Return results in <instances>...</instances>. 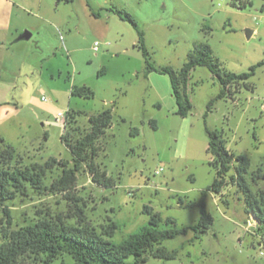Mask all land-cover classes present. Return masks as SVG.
Returning <instances> with one entry per match:
<instances>
[{
  "label": "rangeland",
  "instance_id": "rangeland-1",
  "mask_svg": "<svg viewBox=\"0 0 264 264\" xmlns=\"http://www.w3.org/2000/svg\"><path fill=\"white\" fill-rule=\"evenodd\" d=\"M24 33L30 37L19 39ZM139 33L147 54L135 46ZM197 45H206L227 72L263 64L245 81L248 87L231 89L232 99H215L218 81L197 66L186 91L191 110L182 117L169 76L157 70L179 72ZM82 86L91 98L71 95ZM106 108L112 124L98 141L95 162L112 185H97L83 166L70 193L52 191L50 182L61 174L56 166L45 190L28 189L5 202L10 229L57 215L76 225L75 206L98 234L115 222L113 235H102L115 244L149 225L148 210L161 218L159 229L173 226L167 218L177 229L194 225L200 194L216 177L206 128L221 131L227 149L247 157L246 181L264 205V0H0V139L15 158L23 165L54 158L71 166L61 139L66 113L81 112L71 125L76 138L89 129L88 117ZM224 182L221 194L205 198L213 220L205 234H179L162 244L175 258L146 254L138 264H264V228L256 230L236 184ZM50 264L74 261L62 254Z\"/></svg>",
  "mask_w": 264,
  "mask_h": 264
},
{
  "label": "trees",
  "instance_id": "trees-1",
  "mask_svg": "<svg viewBox=\"0 0 264 264\" xmlns=\"http://www.w3.org/2000/svg\"><path fill=\"white\" fill-rule=\"evenodd\" d=\"M243 6L240 5V7ZM115 12L121 14L118 10ZM125 17L134 27L137 26L130 14L125 13ZM135 46L143 54H147L142 42V33H139V39ZM262 64L263 62L252 65L248 71L239 74L227 72L213 57L211 50L206 45H197L188 54L187 60L179 72H175L169 67L157 71L169 76L172 95L178 106L176 113L184 117L191 110V103L186 91L190 74L194 68L197 66L207 67L211 75L218 81L220 92L215 99H232L231 89H236L238 85L248 87L245 81L253 76L256 68ZM149 69L153 70L151 67ZM71 95L91 98L93 93L89 88L82 86L72 89ZM75 114H81V112L68 111L66 113L64 132L61 136L63 143L70 151L71 166H68L66 161H58L54 158L46 160L43 164L23 165L21 159L15 158L14 149L9 145H4L0 139L2 144L0 150V214L2 215L0 216V236L2 238L0 264H29L25 258H33L43 264H50L62 254L69 255L74 264H126L125 260L131 256L135 258L134 263L138 264L147 260L146 254L160 259H173L176 256V251H167L162 246L163 242L173 239L179 234H186L189 230L195 233V239L207 232L213 220L206 209L205 198L208 193L221 194L226 177L236 184L243 193L246 213L256 222V230L264 228V205L254 196L245 177L249 168L247 157L230 152L221 131L206 128L207 152L211 156L210 165L215 168L216 177L212 184L200 194V200L196 204L200 210V218L194 225L177 229L174 226V220L167 218L165 223L174 227L159 229L158 224L161 218L148 210L147 213L151 216L149 225L115 244L102 237L103 234L109 237L113 235L117 229L115 222H110L105 226L103 232L98 234L86 222L82 208L75 206L76 225L67 224L62 216L57 215L54 219L43 217L32 224L18 229H10L11 214L5 206V202L11 201L17 196H26L28 189L45 190L46 176L56 166L61 167V174L50 182L49 189L52 191L70 193L75 187L77 173L83 166L87 167L93 182L97 185L104 187L112 185L105 173L99 171L95 162L100 150L98 141L105 137L107 129L112 124V109L106 108L97 115L89 116L87 132L73 138V132L78 130V128L71 127L76 120ZM152 126L155 128L154 122H152ZM133 133L137 134L138 130L133 129ZM232 166L235 174L229 176L228 173ZM179 203H181L180 200ZM193 205L188 204L187 207L190 208ZM3 221H5V228H3Z\"/></svg>",
  "mask_w": 264,
  "mask_h": 264
},
{
  "label": "water",
  "instance_id": "water-1",
  "mask_svg": "<svg viewBox=\"0 0 264 264\" xmlns=\"http://www.w3.org/2000/svg\"><path fill=\"white\" fill-rule=\"evenodd\" d=\"M30 37V34L29 33H24L23 35H21L19 37V39H28Z\"/></svg>",
  "mask_w": 264,
  "mask_h": 264
},
{
  "label": "built area",
  "instance_id": "built-area-1",
  "mask_svg": "<svg viewBox=\"0 0 264 264\" xmlns=\"http://www.w3.org/2000/svg\"><path fill=\"white\" fill-rule=\"evenodd\" d=\"M94 48L96 49V43H95ZM59 116H60V117H63V114L60 113ZM156 173H158V171H157ZM260 255H261V256H264V252L260 251Z\"/></svg>",
  "mask_w": 264,
  "mask_h": 264
}]
</instances>
